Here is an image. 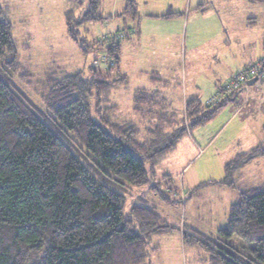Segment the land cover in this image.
Listing matches in <instances>:
<instances>
[{
  "label": "trees",
  "instance_id": "16d2710c",
  "mask_svg": "<svg viewBox=\"0 0 264 264\" xmlns=\"http://www.w3.org/2000/svg\"><path fill=\"white\" fill-rule=\"evenodd\" d=\"M68 1V38L83 55L105 48V61L37 81L43 110L9 74L18 68L16 44L0 4V264H146L152 237L178 228L154 208L128 206L127 191L148 186L163 202H174L153 182L157 166L243 86L214 103L189 101L182 115L167 113L139 90L133 110L147 126L115 122L111 93L126 81L118 70L120 44L100 47L79 30L105 19L98 13L101 0ZM122 16L135 19L134 1ZM261 156L264 143L228 161L223 180L201 183L191 193L210 185L234 189L235 173ZM232 237L254 246L232 245ZM181 241L207 254L209 264H264V188L239 192L216 237L188 228Z\"/></svg>",
  "mask_w": 264,
  "mask_h": 264
},
{
  "label": "crops",
  "instance_id": "0c3cea01",
  "mask_svg": "<svg viewBox=\"0 0 264 264\" xmlns=\"http://www.w3.org/2000/svg\"><path fill=\"white\" fill-rule=\"evenodd\" d=\"M110 1L108 22L117 25V28L124 25L125 28L134 32L129 41L119 46L118 70L126 81L114 90L117 89L121 94L133 93L134 98L137 91L143 90L148 95L154 96L160 105H164L165 97L169 99L170 94L164 96L163 87L170 86L172 83L178 85L182 81L184 100L182 110L177 114L182 115L187 102L197 100L205 103L234 69L243 68L258 59H264V26L257 25L259 24L258 19L264 16V5L256 7V3L254 4L252 0ZM128 1H134L136 4L135 19L122 16ZM141 6L145 7L143 19H140L139 15ZM244 7L252 11L243 14L241 22L234 23L236 13L240 14V9ZM253 8L257 10L253 11ZM209 13L213 14L222 32L203 34L197 29L198 24L208 21ZM256 26H259V29H254ZM231 60L233 67L235 66L233 70L227 64ZM133 76L135 78H132ZM138 77L144 78L146 83H138L140 81ZM249 86H243L238 90L231 98L232 101L225 105L213 120L197 127L185 136L173 153L157 166L156 176L160 178L168 176L165 188L174 191L177 197L180 198L182 192L187 193L185 187H188L190 191L199 185L195 186V182H189L193 178L185 179L187 168L192 162L202 160L205 152L216 144L221 134H227L226 140L217 144V149L209 150L208 153L226 154L227 159L220 162L222 166L237 154L245 153L264 143L263 104L252 107L250 103L253 101L254 105V93ZM223 112L229 119L227 118L228 120H225L216 132L212 131L209 124ZM231 118H233L232 121L236 120V129L229 124ZM206 126L210 130L207 133L204 130ZM258 160L259 158L251 160L235 175L240 176L247 168L252 167L254 172L251 174L256 177L259 172L255 168L263 164ZM176 178L180 179V184H178L180 186L177 185ZM262 184H253L250 188L245 186L243 191L263 189ZM234 185V189L225 186L218 187L223 188L222 192L227 194H229L228 190L238 191L235 195L236 200H232L236 202L241 190L237 188L235 182ZM187 196L186 194L183 201L185 205ZM233 203L227 205L226 213ZM223 218L224 227L227 218Z\"/></svg>",
  "mask_w": 264,
  "mask_h": 264
},
{
  "label": "rangeland",
  "instance_id": "374dc122",
  "mask_svg": "<svg viewBox=\"0 0 264 264\" xmlns=\"http://www.w3.org/2000/svg\"><path fill=\"white\" fill-rule=\"evenodd\" d=\"M253 3L255 4L256 2L253 1ZM0 4L5 12V16L12 24V35L16 44L18 68L15 73L9 71V74L14 83L28 94L32 102L39 109L43 110V107L41 105L39 86L35 84L37 81L45 79L49 73L54 72L55 74L75 71L86 72L87 68L92 64H97V61H105L101 58L105 48H101L100 50L93 48L86 55H83L79 46L68 38L64 19V12L69 7L68 0H0ZM255 5H257L256 7H260L262 4L256 3ZM110 6V0H101L98 13L105 19L101 22L89 23L79 28V30L86 29L84 37L88 42H95L99 37L106 34L124 32L125 36L120 43L122 44L129 41L130 37L133 36L134 32L129 28H125L124 25L120 24L121 26L117 28V25L115 26L112 22H108ZM250 9L245 7L240 9V14L236 13L234 23L241 22V16L248 12L250 13L252 11ZM144 10L145 7L141 6L140 19H143ZM256 10V8H253V11ZM258 23L257 25L264 26V16L258 19ZM245 25L247 24L245 23ZM247 26L250 27V25ZM259 26H256L254 29H259ZM197 29L203 34L222 32L221 26L215 22L211 13L208 15V21L204 24H198ZM180 31L182 32L183 30ZM187 31H189L188 28ZM3 64L4 62L0 60V65L2 66ZM227 64L231 66V70L235 68V66L233 67L232 60ZM234 71L235 69L230 74ZM132 78L135 77L133 76ZM138 78H140L138 83H146L144 78ZM249 87L253 89L254 93V105L253 101L250 104L255 108L257 104L262 103V111H264V82L258 79ZM163 88L162 94L164 96L170 94V97L169 99L165 97V104L162 107L167 112L178 114L182 110L184 100L182 81L178 85L172 83L170 86ZM111 94V100L117 106L115 122L131 123L143 130L147 126V122L140 118L133 110L132 98L134 94L128 92L121 94L117 89ZM227 118L228 116L225 112L221 113L214 122L209 124L212 127L211 130L216 132L221 124L229 119ZM232 119L229 120V124L233 129L234 127L236 129V120L232 121ZM49 126L53 129L51 124ZM204 130L206 133L210 131L207 126ZM54 131L57 133L56 130ZM58 135L60 136V134ZM226 136L227 134H221L216 144L205 152L202 160H198L195 163L192 162L188 166L185 179L193 178L189 182H195V186L209 181L223 180L225 177L224 165L222 166L220 162L227 159V155L220 153L213 155L209 154L208 151L217 149L216 145L224 139L226 140ZM204 138H206V135H204ZM258 158V161L263 163L259 167L254 165L259 175L254 177V174H251L254 172V168L250 167L251 169L247 168L240 176H233V181L241 191L245 190V186L250 188L253 184L263 183L262 186H264V156ZM153 182L157 183L162 191L165 189L164 192L170 195L174 202H163L158 196L149 192L148 186L143 188L131 187L132 191L128 190L126 193L128 206L135 202L139 205H147L154 208L165 222L177 227L178 230L165 236L152 237L148 247L149 256L146 264H209L208 255L199 248L182 245L181 230L193 228L206 236L216 237L218 229L222 228L225 224L223 223V217L227 218V205L231 202L233 203L234 201L232 200H236L235 195L238 191L228 190L229 194H227L223 193V188L218 187V185H210L195 193H191V190L189 191V188L185 187L187 189L185 192L188 195L185 205L183 203L186 195L184 192L180 194L179 198L177 197L178 195H175L174 191L165 188V184L160 177L156 176ZM176 183L177 185L180 184L179 178H176ZM137 195L139 196L137 197ZM136 198L141 200L136 201ZM230 241L232 245L239 247L254 246L236 237H232Z\"/></svg>",
  "mask_w": 264,
  "mask_h": 264
},
{
  "label": "built area",
  "instance_id": "2783aa9c",
  "mask_svg": "<svg viewBox=\"0 0 264 264\" xmlns=\"http://www.w3.org/2000/svg\"><path fill=\"white\" fill-rule=\"evenodd\" d=\"M124 32H116L114 34H106L99 37L95 42L100 47L112 44H120L124 38ZM263 59L251 62L243 68L235 70L226 81L218 88V90L206 101V103H214L223 99L229 94L237 91L240 87L247 85V82L253 78L261 79L264 82V64Z\"/></svg>",
  "mask_w": 264,
  "mask_h": 264
},
{
  "label": "water",
  "instance_id": "95a60500",
  "mask_svg": "<svg viewBox=\"0 0 264 264\" xmlns=\"http://www.w3.org/2000/svg\"><path fill=\"white\" fill-rule=\"evenodd\" d=\"M257 81V78H253L247 82V85H252Z\"/></svg>",
  "mask_w": 264,
  "mask_h": 264
}]
</instances>
